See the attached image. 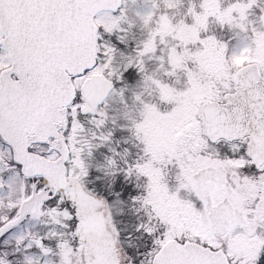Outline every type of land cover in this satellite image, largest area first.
I'll return each mask as SVG.
<instances>
[{
	"label": "snow or ice",
	"instance_id": "snow-or-ice-1",
	"mask_svg": "<svg viewBox=\"0 0 264 264\" xmlns=\"http://www.w3.org/2000/svg\"><path fill=\"white\" fill-rule=\"evenodd\" d=\"M0 264H264V0H0Z\"/></svg>",
	"mask_w": 264,
	"mask_h": 264
}]
</instances>
